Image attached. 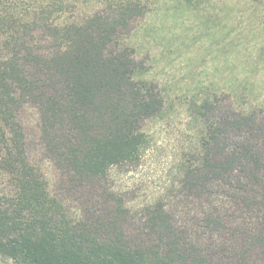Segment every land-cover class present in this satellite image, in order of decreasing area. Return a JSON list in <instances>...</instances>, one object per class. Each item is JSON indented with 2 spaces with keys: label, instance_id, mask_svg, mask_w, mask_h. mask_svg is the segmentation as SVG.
<instances>
[{
  "label": "trees",
  "instance_id": "trees-1",
  "mask_svg": "<svg viewBox=\"0 0 264 264\" xmlns=\"http://www.w3.org/2000/svg\"><path fill=\"white\" fill-rule=\"evenodd\" d=\"M39 2L0 0V260L264 264V109L193 102L199 148L178 192L134 210L109 172L138 164L164 108L126 44L145 6L71 19L63 0Z\"/></svg>",
  "mask_w": 264,
  "mask_h": 264
},
{
  "label": "rangeland",
  "instance_id": "rangeland-1",
  "mask_svg": "<svg viewBox=\"0 0 264 264\" xmlns=\"http://www.w3.org/2000/svg\"><path fill=\"white\" fill-rule=\"evenodd\" d=\"M63 1L64 16L72 19L118 0ZM136 1L146 12L131 24L126 44L146 63L164 108L144 124L147 141L138 164L113 166L109 181L141 210L173 198L187 159L198 151L201 126L190 115L193 102L216 94L242 110L264 109V11L251 0ZM42 165L50 182L52 167L46 160Z\"/></svg>",
  "mask_w": 264,
  "mask_h": 264
}]
</instances>
